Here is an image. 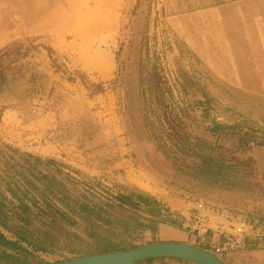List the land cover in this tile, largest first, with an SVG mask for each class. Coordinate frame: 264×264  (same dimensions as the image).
<instances>
[{
  "label": "rangeland",
  "instance_id": "obj_1",
  "mask_svg": "<svg viewBox=\"0 0 264 264\" xmlns=\"http://www.w3.org/2000/svg\"><path fill=\"white\" fill-rule=\"evenodd\" d=\"M0 72V218L17 222L21 198L31 236L48 233L45 263L155 244L159 225L181 227L119 195L183 212L201 203L212 225L239 201L230 193L260 191L249 153L264 145V0H0ZM195 143L232 166L234 186L184 173ZM26 154L39 159L33 186L8 168L27 167ZM37 172L55 178L51 193ZM209 249L224 261L234 251Z\"/></svg>",
  "mask_w": 264,
  "mask_h": 264
},
{
  "label": "crops",
  "instance_id": "obj_2",
  "mask_svg": "<svg viewBox=\"0 0 264 264\" xmlns=\"http://www.w3.org/2000/svg\"><path fill=\"white\" fill-rule=\"evenodd\" d=\"M250 156L255 160V164L259 169L260 174L264 175V145H261L257 148H252V151L249 153ZM31 163L28 165L33 172L35 171V161H30ZM38 177L40 179H44V174L41 172H37ZM32 177H36L33 173ZM264 178V177H263ZM31 179V176H30ZM32 180V179H31ZM45 180V179H44ZM260 183V191L257 193H230V196L235 199H239L236 201L235 207L233 210H221L217 212H222V215H218V219L214 224L210 227L211 231L208 232L207 235V243H203V245H199L195 243V240L199 238L197 232L193 230H189L186 226L181 223L180 220L179 226L180 228L173 227L171 225H159L156 237H158L155 243L161 242H178V243H186L199 248H202L206 251L213 252V250L209 249L216 247V245L221 244L224 241V236H227L229 233L239 234V231H242V243L239 247L235 248L233 252L228 253L226 256L227 260H223L218 254H215L220 259L225 262V264H264V180H259ZM148 196L143 195L141 193H135L132 198V202H134L135 207L144 208L150 205H155L159 208L160 217H168L169 214L172 216L175 210L177 215H185L187 216L192 210L204 207L201 203H196L193 208H188L186 212L183 210H179L177 208H172L168 203H165L164 200H160L159 198H155V202L151 203V199L147 198ZM179 205L178 203H175ZM192 209V210H191ZM236 209V210H235ZM238 209V210H237ZM237 211V212H236ZM176 213V212H175ZM165 214V215H164ZM159 219V217H158ZM236 225L240 226V228H236ZM10 241H17V239L4 228L3 225L0 224V264H11L10 262V250L11 244ZM200 243V240L198 241ZM22 248H27V245L24 243H20ZM130 249V248H128ZM116 250V251H123ZM30 251V250H28ZM105 252H114V251H105ZM31 254H36L34 258L29 257V264H56V262L45 263L47 256L49 254H43L41 252L34 253L31 251ZM26 259V256H24ZM140 264H195L183 260L172 259V258H159V259H151L141 262Z\"/></svg>",
  "mask_w": 264,
  "mask_h": 264
},
{
  "label": "trees",
  "instance_id": "obj_3",
  "mask_svg": "<svg viewBox=\"0 0 264 264\" xmlns=\"http://www.w3.org/2000/svg\"><path fill=\"white\" fill-rule=\"evenodd\" d=\"M3 73L0 72V82L3 81ZM213 129H219V126L217 124L213 125ZM212 129V130H213ZM199 143H195L193 147H197L198 150H194L192 148V153L195 157V161H193L188 167L187 170L184 172L186 175L189 177H192L193 179L200 180L203 183L209 184V185H219V186H224V187H232L234 186V176H232V166L226 164L223 160H217L215 159L211 153L205 151V147L199 146ZM260 145V144H259ZM262 145V144H261ZM189 148V144L183 145L182 150L186 151V148ZM190 149V148H189ZM26 160L24 162L28 163V165L31 163L29 159H33L35 163L39 162L38 158H34L31 155L26 154L25 155ZM9 170H14L15 168H18V171L15 173L18 175L19 180H26V185L33 186V184L29 181L30 176H33V172L30 168L24 167L21 162H13V164L8 165ZM45 180H47L48 184H45L44 189L47 190L48 193L52 192V189L57 187V185H54L55 183V178L53 176H43ZM16 177L12 175H7L5 180H16ZM11 184V183H8ZM60 186V185H59ZM10 191L12 197H17L16 192L14 190H11L8 188ZM20 191L21 194L25 195V192L22 190ZM134 197V194H129V195H119L117 197L118 201L121 202L122 204H132V198ZM18 201V210L20 212H15L12 210L14 217L17 219V222H13L12 224L9 223H4L1 221L0 218V224L4 226L5 229H7L16 239L17 241H10L11 244V254H10V262L11 264H29V257L34 258L36 254H31L30 251H28L26 248H22L20 243H24L27 246L33 248L34 253L41 252L43 254H49L51 253L50 249L48 248V245L46 242L49 239L48 233L44 232L41 234L40 238H33L30 234V230H28L27 225L31 221V215L32 212L27 204L23 202V200L19 197L16 198ZM45 205H48L47 202H45ZM82 212H86L87 215H91L98 212H104L102 208L99 206H93L92 208H88L84 204H80L78 206ZM1 211V210H0ZM58 215L65 220L68 221L69 218L66 216V214L58 211ZM2 215L9 219L6 213H2ZM14 221V220H13ZM20 221L22 224H18ZM104 253V252H102ZM24 256H26V259H24Z\"/></svg>",
  "mask_w": 264,
  "mask_h": 264
},
{
  "label": "water",
  "instance_id": "obj_4",
  "mask_svg": "<svg viewBox=\"0 0 264 264\" xmlns=\"http://www.w3.org/2000/svg\"><path fill=\"white\" fill-rule=\"evenodd\" d=\"M159 258H172L195 264H225L211 252L178 242H161L123 251L80 256L56 264H140Z\"/></svg>",
  "mask_w": 264,
  "mask_h": 264
},
{
  "label": "built area",
  "instance_id": "obj_5",
  "mask_svg": "<svg viewBox=\"0 0 264 264\" xmlns=\"http://www.w3.org/2000/svg\"><path fill=\"white\" fill-rule=\"evenodd\" d=\"M213 212V210H210V208L202 207V209L198 210H192L187 216L183 214H179L175 216L172 214L174 218H178L182 221V223L188 228L189 230H193L194 232H197L199 235L200 243H207V237L206 234L208 231H211V220L209 215ZM222 215V212H217V216ZM242 231H239V234H232L229 233L227 236H224V241L216 245L215 252L223 253L232 251L235 248L239 247V245L242 243Z\"/></svg>",
  "mask_w": 264,
  "mask_h": 264
}]
</instances>
